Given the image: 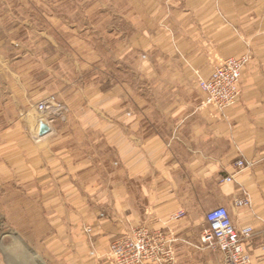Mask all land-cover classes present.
<instances>
[{
	"label": "crops",
	"instance_id": "1",
	"mask_svg": "<svg viewBox=\"0 0 264 264\" xmlns=\"http://www.w3.org/2000/svg\"><path fill=\"white\" fill-rule=\"evenodd\" d=\"M103 1L113 68L55 75V97L47 59L40 92L30 69L13 70L22 91L7 84V110L19 97L24 116L0 131V264H111L109 245L139 228L170 231L177 261L203 250L206 224L170 217L208 206V192L252 227L244 248L264 264V0ZM229 57L247 62L221 114L194 80ZM244 193L249 208H233Z\"/></svg>",
	"mask_w": 264,
	"mask_h": 264
},
{
	"label": "rangeland",
	"instance_id": "2",
	"mask_svg": "<svg viewBox=\"0 0 264 264\" xmlns=\"http://www.w3.org/2000/svg\"><path fill=\"white\" fill-rule=\"evenodd\" d=\"M103 4V0H0V131L8 120H22L24 116L19 97H11L14 111L7 110V84L16 90L23 88V78L17 73L30 69L33 92L38 93L43 76L41 61L47 59L48 77L42 81L48 85L49 95L55 97L57 78L77 84L81 78L98 75L104 66H115L112 60L116 49L112 40L106 38ZM25 59L31 61L24 64ZM95 59L96 62L90 63ZM214 196V192L207 193L204 200L209 205L206 207L183 209L184 217L201 223L205 214L214 208L210 204ZM191 250L174 264H217V255L204 249Z\"/></svg>",
	"mask_w": 264,
	"mask_h": 264
},
{
	"label": "built area",
	"instance_id": "3",
	"mask_svg": "<svg viewBox=\"0 0 264 264\" xmlns=\"http://www.w3.org/2000/svg\"><path fill=\"white\" fill-rule=\"evenodd\" d=\"M246 62V57H229L214 65L207 78L195 75L194 83L204 96L205 106L223 114L239 101V81ZM245 166L243 160L235 163L237 171ZM223 182L232 183L233 177L227 176ZM249 206L245 193L242 198L233 201L235 209H246ZM184 216L183 211H178L171 215L170 220L178 221ZM204 218L206 226L199 238L200 247L217 255V264H251V257L244 245L253 237L252 227H236L228 209L222 206L208 211ZM86 232L89 234L91 231L87 228ZM174 242L170 231L139 228L129 236L113 241L109 245L107 257L111 264H174Z\"/></svg>",
	"mask_w": 264,
	"mask_h": 264
}]
</instances>
